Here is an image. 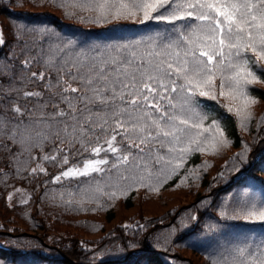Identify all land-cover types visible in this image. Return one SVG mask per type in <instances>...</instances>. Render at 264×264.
<instances>
[{
    "label": "trees",
    "instance_id": "16d2710c",
    "mask_svg": "<svg viewBox=\"0 0 264 264\" xmlns=\"http://www.w3.org/2000/svg\"><path fill=\"white\" fill-rule=\"evenodd\" d=\"M17 2L19 4L15 5ZM68 4L71 6V0ZM0 10L6 20L12 22L11 29L6 25L0 28L1 38L5 40V44L0 45V55L5 56L1 60L11 69L9 75L16 77L13 83L21 94L18 97L14 94L13 101L22 110L38 107L36 98H24L23 91L42 92V102L49 100L46 85L52 83V79L55 84L57 77V72L45 63L49 56L68 59L81 50L90 52L93 48L147 40L158 35H176L186 25L199 23L186 18L175 24L163 21L141 24L139 19L97 24L87 19L92 13L64 11L56 5H41L30 0H0ZM72 12L76 14L69 15ZM41 28L45 32L26 30ZM69 41L72 42L70 48L57 51L58 45ZM25 59L31 60L27 68L22 64ZM254 70L261 83L250 86V92L257 100L252 105L256 114L246 127H241L234 113L221 107L227 103L223 98L217 103L197 97L209 114L205 126L214 119L220 121L224 138L229 141L226 147L221 146L215 152L210 149L193 151L186 155L183 166L175 172L170 168L162 171L164 161L155 162L157 154L169 155L161 148L153 149L152 156L146 157L148 171L144 170L143 164L139 169L120 166L137 180L141 181L142 176V182L157 187L150 196L156 195L151 198H157L168 185L183 189L182 179L189 177L193 170L197 183L193 184L188 198L160 213L151 205L139 209L108 231H102L106 226L101 214L105 212L99 207L81 206L75 194L84 195L85 189L91 191L104 186L109 195L119 188L118 182L115 185L112 182L118 169L109 171L115 160L114 154L109 152L108 156L101 152L100 158L109 160L108 165L101 166L105 169L102 173L63 177L57 182L55 175L66 167L81 165L95 156L85 151L80 143H61V138L51 137L29 147L14 141L10 134L0 136L3 143L0 147V264H211L210 254L226 255L252 238L257 242L264 239V225L231 218L232 209L241 199L264 201V65L256 66ZM31 72L43 73L47 79L31 78ZM4 83L7 86L8 81ZM43 111L50 114L54 108L49 104ZM25 115L29 116L26 111ZM19 117L8 106H0V120L18 122ZM241 138L247 139L249 150L245 155L240 154L243 150ZM117 141V146H122L119 136ZM100 143H104L103 138ZM132 153L145 155L135 148ZM45 156L56 159L45 160ZM65 156L67 164L63 163ZM20 177H24L25 182L20 181ZM100 180L105 181L100 183ZM15 185L29 190L27 201L7 203V192ZM55 197L57 199L50 204ZM66 198L70 203L66 207H57ZM131 208L128 200L126 209ZM224 211L229 215L221 216ZM113 212L105 216L109 223L114 219L111 217ZM97 216L99 226L92 227V219Z\"/></svg>",
    "mask_w": 264,
    "mask_h": 264
},
{
    "label": "snow or ice",
    "instance_id": "6c2138e0",
    "mask_svg": "<svg viewBox=\"0 0 264 264\" xmlns=\"http://www.w3.org/2000/svg\"><path fill=\"white\" fill-rule=\"evenodd\" d=\"M71 6L92 13L87 19L97 24L137 19L141 24H175L186 18L199 23L186 25L176 35L81 50L68 59L49 56L45 63L57 72L55 84L46 85L49 100L42 102L39 91L22 93L24 98H36L38 107L33 109L22 110L13 101L14 94H21L13 83L16 77L9 75L7 65L0 66V106L10 105L17 115L22 117L26 111L34 117L28 123L0 120V136L10 134L29 147L56 137L61 143H80L93 156L110 152L115 160L109 171L121 165L139 169L143 164L147 169L146 157L152 156L153 149H166L169 155L157 154L155 162L164 161L162 171L175 172L187 154L215 152L229 144L220 121L214 119L205 126L209 114L197 97L217 103L223 98L227 103L221 107L234 113L241 127L247 126L252 117L249 109L257 103L250 86L261 83L254 68L264 65V0H71ZM26 30L45 32L43 28ZM71 46L69 41L58 45L57 51ZM30 63L29 59L22 61L24 68ZM30 77L47 79L36 72ZM49 104L54 108L50 114L43 111ZM133 148L145 155H133ZM63 163H68L66 156ZM108 164L103 157L88 159L82 168L70 167L61 175L87 177L104 172L101 166ZM55 179L58 182L60 177ZM227 215V211L221 213ZM231 218L264 225V201L241 199ZM209 259L211 264H264V239L245 242L226 255L210 254Z\"/></svg>",
    "mask_w": 264,
    "mask_h": 264
},
{
    "label": "rangeland",
    "instance_id": "374dc122",
    "mask_svg": "<svg viewBox=\"0 0 264 264\" xmlns=\"http://www.w3.org/2000/svg\"><path fill=\"white\" fill-rule=\"evenodd\" d=\"M34 3H38V4H51V5H56L60 8H62L64 11H78L77 9H74L72 6H68V0H30ZM19 2H17L15 5H18ZM1 11V10H0ZM68 11V12H69ZM8 26L9 29L12 28V22H10V20H6V18L4 17V14H2V12H0V28H3L4 26ZM2 37V32L0 29V38ZM4 50V49H2ZM6 50V49H5ZM8 53V52H5ZM4 55H0V66H2V60L4 59ZM36 63V60H35ZM39 63V62H37ZM40 65L42 66V63H40ZM52 84H53V79H52ZM13 99V97H12ZM33 103V101H32ZM8 109H11V106L8 105ZM252 113V117L251 119L255 118V114L256 112L253 111V107L251 106L249 109ZM10 116V115H8ZM19 121L22 119L25 123H28L29 119L34 118V117H27L26 115L24 116H20L19 117ZM238 118V117H237ZM10 119V117H9ZM13 120V119H10ZM17 122V121H16ZM1 139V137H0ZM226 139V138H225ZM18 142V140H15ZM17 145V144H15ZM242 145V146H241ZM1 147V145H0ZM240 147H242V151H240L241 155H245L246 151L249 150L247 148V139L246 138H241L240 139ZM105 154V153H103ZM109 156V153H107ZM106 154V155H107ZM104 156V155H103ZM91 159H100V157L95 156L94 158ZM86 162V160L83 162V164ZM83 164L81 165H77V164H72L69 165L68 167H66L62 172L68 170L70 167H78V168H82ZM202 165V164H200ZM147 170L148 169H144ZM62 172L58 173L57 175H55L56 177H60L63 178V176L61 175ZM122 176H128L130 177L129 179H121ZM131 174L127 173V170L125 167H120L118 169V172L116 173V176L113 177L112 182L115 185L117 182L120 184L118 185L119 188L117 190H114L112 192H110L109 195L106 194L107 189H105L104 186L102 187H97L92 189L91 191H88L85 189V191L87 193L83 194H75L76 196V201L81 205V206H95V207H99V209L101 210V212H105L104 214H101V216H103V218L101 219L103 221V223L105 224L106 227H104L105 229H102V231H108L110 229H112L114 227L115 224L121 223L122 221L126 220L127 217H132L133 214H136L138 212L139 209H143L144 207H149L150 205L153 206L154 208H156L158 210V212H163L165 210H167L168 208L173 207V205L175 204H180L183 200H186L188 198V193L191 192V190H193V184L197 183L196 180H194V173L193 170H191L189 172V177L182 179V184L185 185L183 187V189H180L178 187H175L173 185H168L166 187H164L160 193V195L157 198H151L152 195L150 196V194L153 192H156V188L155 186H153V184H148L145 182H142L140 180L137 179H131ZM142 177V176H141ZM20 181L25 182L24 177H20ZM106 180V179H105ZM105 180H100V183L105 181ZM165 182H168L165 179H162ZM100 184L98 183V186ZM128 188H130L128 190ZM153 189V190H152ZM113 193H115V195H113ZM30 197V192L29 190L27 191L26 189H23L22 192L21 191H17L16 193L11 191V193L9 194V196L7 195V203L9 204H15L16 202H25L28 200V198ZM145 197V198H144ZM147 198V199H146ZM151 198V199H149ZM186 198V199H185ZM57 199V197L52 198L49 203L52 204L55 200ZM129 200V202L132 205L131 209H126V205H127V201ZM70 203V200L68 198L66 199H62L60 201V203L58 204L57 207H66L68 204ZM154 203V204H151ZM115 210L114 212L112 210ZM113 212L114 214H112L111 217H113V221L112 222H108L106 219V214ZM105 220V221H104ZM99 218L98 216L92 219V227H97L99 226ZM99 232V230H97ZM100 233V232H99ZM50 237H48L47 239H49ZM252 241L257 242V240L252 238ZM111 243V241H109ZM117 246V244L115 245Z\"/></svg>",
    "mask_w": 264,
    "mask_h": 264
}]
</instances>
